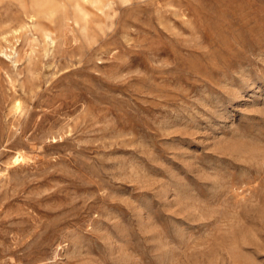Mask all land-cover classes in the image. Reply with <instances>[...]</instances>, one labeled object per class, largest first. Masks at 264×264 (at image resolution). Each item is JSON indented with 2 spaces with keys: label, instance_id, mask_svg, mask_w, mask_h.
Masks as SVG:
<instances>
[{
  "label": "rangeland",
  "instance_id": "rangeland-1",
  "mask_svg": "<svg viewBox=\"0 0 264 264\" xmlns=\"http://www.w3.org/2000/svg\"><path fill=\"white\" fill-rule=\"evenodd\" d=\"M0 264H264V0H0Z\"/></svg>",
  "mask_w": 264,
  "mask_h": 264
},
{
  "label": "bare ground",
  "instance_id": "bare-ground-1",
  "mask_svg": "<svg viewBox=\"0 0 264 264\" xmlns=\"http://www.w3.org/2000/svg\"><path fill=\"white\" fill-rule=\"evenodd\" d=\"M18 158V157H17Z\"/></svg>",
  "mask_w": 264,
  "mask_h": 264
}]
</instances>
